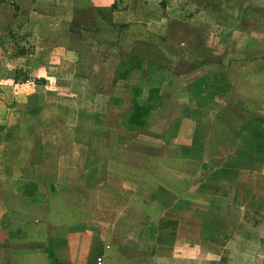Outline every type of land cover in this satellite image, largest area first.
Returning a JSON list of instances; mask_svg holds the SVG:
<instances>
[{
  "label": "crops",
  "instance_id": "obj_1",
  "mask_svg": "<svg viewBox=\"0 0 264 264\" xmlns=\"http://www.w3.org/2000/svg\"><path fill=\"white\" fill-rule=\"evenodd\" d=\"M123 2L0 0L1 163L9 124L21 122L18 118L23 113L53 116L75 127L84 126L90 118L101 121L105 117L104 109L90 114L87 102H83L84 93L89 92L88 81L83 71L81 74L79 47L70 37L69 16L79 9L125 8ZM135 3L130 8L134 16L145 6L139 0ZM158 4L157 19L138 22L159 26L158 37L165 40V53L170 57L185 53L186 44L196 47L194 56L199 62L193 74L197 77L183 90L192 93L190 104L195 106L202 99L232 101V94L239 93L244 103L235 101V106H240L241 112L246 106L256 109L253 120L248 115L224 119L237 124L235 137L253 135L249 146L228 158L235 162L233 169L244 170L239 182L232 181L228 171L232 168L226 166L219 171L208 167L214 172L207 178L200 167L203 157H198V168L194 166L192 172L177 161L129 165L127 185L120 195L116 189L119 178L97 182L95 196L101 209L97 217L103 219L98 246L90 231L68 230L61 239L52 233V224L29 220V214L16 212L28 224L10 218L11 191L0 190V264H54L49 253L58 264H98L101 257L102 264H247V254L234 243L236 238L254 242L260 258H254L253 264H264V211L260 214V202L264 201V144L260 146V142L264 143V131L249 130L251 122H260V107L264 105V0H161ZM6 18L10 19L7 24ZM171 27L178 32H172ZM164 88L160 87V96ZM216 92L227 98L215 96ZM80 103L84 105L78 107ZM182 138L180 142L185 140ZM199 138L193 135L188 147H176L173 152L167 146L168 156L192 155L194 159L196 154L204 155L196 146L202 141ZM21 155L12 165V181L18 186L23 183L17 173ZM248 155L250 165L243 159ZM221 173L223 178L218 177ZM50 187L56 189L55 184ZM73 213L66 215L72 217ZM53 214L57 213H45L44 221L50 222ZM251 215L260 221L257 229L245 221Z\"/></svg>",
  "mask_w": 264,
  "mask_h": 264
},
{
  "label": "rangeland",
  "instance_id": "obj_2",
  "mask_svg": "<svg viewBox=\"0 0 264 264\" xmlns=\"http://www.w3.org/2000/svg\"><path fill=\"white\" fill-rule=\"evenodd\" d=\"M136 1L124 0L122 7H126L118 8L120 12L111 13L113 23L105 21L101 12L95 8L75 10L72 16H69V26L74 22L78 24L69 27L70 37L74 46L79 47L78 51L82 56L79 64L81 74L83 71V76L86 82L88 81L89 92L84 93L83 102H87L90 114L96 115L104 109L105 117L101 121L90 118L84 126L75 127L70 123L60 122L53 116L23 113V116L18 118L21 122L9 124V140L2 163L0 161V190L11 191L8 198L12 208V211L8 210L10 218L26 223L22 218L19 219L16 212L25 214L24 216L29 214V220H41L47 226L52 224V233L61 239L68 230L90 231L98 246L103 219L97 217L98 210L101 212V209H98V198L95 196L97 182L119 178L121 181H117L116 189L120 195L126 184L124 181L128 180L129 165L177 161L192 172L199 162L198 157H203L200 167L209 178L214 168H218V171L220 167L232 168L235 162L231 163L228 159L233 156L231 154L252 143L253 135L250 131L248 134H239L237 139V124L226 123L224 119L248 115L249 120H253V115H257L256 109L246 106L249 113H245L246 109L241 112L240 106H235V101L244 103L238 96L239 93L232 94V101L208 102V99H202L199 101L202 103L198 102L195 106L190 104L193 95L189 91L184 93L183 90L197 77L193 74V71L198 69L199 62L194 56L196 47L192 43L186 44L185 53L170 57L165 53V40L158 37L159 26L138 22L157 19L160 15L158 2L161 0H139L145 2V6L134 16L130 8ZM8 19H4V23ZM170 30L175 33L179 29L174 30L171 27ZM133 56L142 59L144 70L132 72L128 80L115 82L121 72V65ZM162 86L165 88L162 91L161 106L151 113L142 130L131 128L127 118L133 103L145 102L151 88ZM138 90L142 94L139 93L136 97ZM211 94L212 90L208 98ZM213 94L221 99L227 98L225 94ZM248 102L251 100H247ZM83 105L84 103L78 107ZM262 106L260 122H251L249 130L260 128L264 131V105ZM204 109L207 111L203 112ZM193 135L202 139L200 145L196 146L205 151L204 155L196 154L194 159L192 155H179V158L175 156L176 160L173 156H168L167 146L171 147L172 152L176 147L184 149L193 142ZM182 136L185 140L180 142ZM262 144L264 143L260 142V146ZM20 155L18 180H23L22 185L25 183L27 187H31L34 195L29 189L28 193L24 192L21 183L18 186L12 181V165ZM243 159L250 165L252 159L249 155ZM208 167L212 169L209 170ZM186 169L185 176H188ZM228 171L235 184L244 173L241 169L232 168ZM224 176L225 174L221 173L218 177ZM51 184L56 186V189L53 188L55 193L50 187ZM35 195L38 198L35 199ZM49 211L57 214H53L50 222H46L45 213ZM70 211L74 212L72 217L66 215V212ZM262 211L263 200L260 202L261 215ZM12 213L15 215L12 216ZM84 214L90 216L86 217ZM248 218L245 221L257 229L260 221L254 219V215ZM234 243L245 250L247 264H253L254 258H260V252L254 242L236 238Z\"/></svg>",
  "mask_w": 264,
  "mask_h": 264
},
{
  "label": "trees",
  "instance_id": "obj_3",
  "mask_svg": "<svg viewBox=\"0 0 264 264\" xmlns=\"http://www.w3.org/2000/svg\"><path fill=\"white\" fill-rule=\"evenodd\" d=\"M163 6H165L164 3H163ZM117 9H118L117 5H113L111 8H104V9H97V10L101 12L102 17L105 21L113 23L111 13L116 12ZM72 25L77 26L78 24L74 22V24ZM20 53L24 54L25 52L24 50H20ZM89 58H90V55H89ZM80 60H81V57H80ZM120 69H121V72L118 74V77L115 78L114 80L115 82H118L120 80H128L129 76L132 75V72L144 70L143 61L139 57L133 56L128 60L127 63L122 64ZM16 79L19 80V77ZM28 79L29 78H25V80H28ZM160 92H161L160 87L151 88L149 90L148 98L145 102L136 101L133 103L131 112L129 113L128 118H127L128 124L131 128L135 129L136 131H140L146 126L147 121L151 117V113L154 110H156V108L160 107L162 104V98L160 96ZM139 93L142 94L138 90L136 93V97L139 96ZM26 185L25 183L24 185H22L24 192L28 193L27 189H29L32 195H34L35 194L34 190L31 187H27ZM53 188L54 187H52V189ZM54 189H53V193L56 192ZM36 198H38V196L35 195V199ZM49 257H50V260H52L54 264H58L56 262L57 258L55 260V257L53 256V254L49 253Z\"/></svg>",
  "mask_w": 264,
  "mask_h": 264
},
{
  "label": "built area",
  "instance_id": "obj_4",
  "mask_svg": "<svg viewBox=\"0 0 264 264\" xmlns=\"http://www.w3.org/2000/svg\"><path fill=\"white\" fill-rule=\"evenodd\" d=\"M98 264H102V259H99Z\"/></svg>",
  "mask_w": 264,
  "mask_h": 264
}]
</instances>
